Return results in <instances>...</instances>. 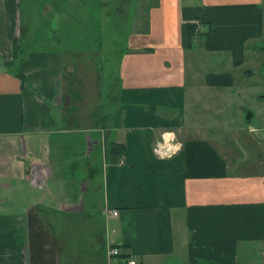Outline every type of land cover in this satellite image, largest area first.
Segmentation results:
<instances>
[{"label":"crops","instance_id":"0c3cea01","mask_svg":"<svg viewBox=\"0 0 264 264\" xmlns=\"http://www.w3.org/2000/svg\"><path fill=\"white\" fill-rule=\"evenodd\" d=\"M92 1L0 0V264H264V127L242 126L238 71L264 40V0H115L110 25L87 21ZM108 26L126 40L115 95L84 115L58 43L92 40L69 52L94 62ZM164 139L177 151L160 157ZM108 141L127 147L118 162Z\"/></svg>","mask_w":264,"mask_h":264},{"label":"rangeland","instance_id":"374dc122","mask_svg":"<svg viewBox=\"0 0 264 264\" xmlns=\"http://www.w3.org/2000/svg\"><path fill=\"white\" fill-rule=\"evenodd\" d=\"M99 5H96L93 1L90 6V12L93 13L92 17H89L87 21L92 22V19L98 18V13L103 18V21L106 23L108 20V23L114 21V17H111L110 15L112 12L116 13V8H114V3L115 0H98ZM106 1L109 4L106 6L104 3ZM128 6V5H127ZM128 13L130 14L128 18H132L133 15V9L130 7L127 9ZM44 14L47 15L46 11L44 10ZM49 15V14H48ZM108 33L109 35L107 38H104L103 40V45H102V52L99 51L97 55V59L92 62L87 59L81 60L77 58V55L74 54V52H69L75 51L76 53H79L81 50H87L88 52H93L95 49L93 46H90L92 43V40H87L84 38V40H60L59 47L64 48L63 43H67L69 46L66 47V52L65 54L68 56L69 62L74 66L75 70L71 72V74L64 73L63 77V84H67L70 82L72 85L73 82H78L77 85V91L82 93L84 98L77 100L72 98V102H75L77 104L80 103V105L83 107V110H85L83 113H93L96 112V107H101L102 114L106 112V108L110 106L109 101H110V96L115 95V90L116 87H114L117 75L119 74V68H120V57L121 54L123 53L124 45H126V40H113V37H111V31H110V26H108ZM45 32V31H44ZM81 38V37H79ZM114 41V42H113ZM41 43V40H34L33 44L36 45V47H42L39 44ZM72 47V48H71ZM257 51L252 58H250L247 61V57L244 63H242L238 67V71L241 75L239 85L242 86H247L248 87V93L249 95L247 98L244 99V102L247 106L246 109H248L245 113L246 118L243 119L245 130L249 129V124H247V120L251 119V125L256 129L258 132L260 128L264 127V97H261V95L264 94V76L260 73V67H261V62L263 61L264 58V40L258 43V47L255 48ZM93 55V54H92ZM26 57V56H23ZM214 65L209 66L210 68L215 67L217 70L223 69V66L228 69L230 66V61L229 65L227 62H224L223 66H216L214 62H211ZM254 69V73H248L246 75H243L246 71ZM66 79V80H65ZM66 87V86H64ZM72 90V86L69 87ZM67 91V87L64 88V91ZM74 91V90H72ZM98 94V97H97ZM74 93H71L68 95L66 98V102H69V99L71 96H74ZM71 111L75 113V107L74 105L70 108V113ZM211 109L209 110V112ZM254 113V116L252 117L251 113ZM207 113V111H206ZM72 114V113H71ZM251 116H249V115ZM80 115V113L76 112V116ZM73 117V116H72ZM213 120H216L214 118ZM236 120V119H235ZM199 123V126H202V128H216L217 130H221V127L218 125H210L204 124L205 120L203 117L197 120ZM224 121V120H220ZM214 124V123H213ZM205 125V126H203ZM235 125H232L225 129L222 132V135H224L226 138H232V140H236L235 134L233 133V129L235 128ZM244 129V128H243ZM220 134V132H219ZM221 135V134H220ZM26 139V143H30L29 137L27 135H24ZM250 138V137H248ZM247 138V139H248ZM239 141V139H237ZM249 148L254 149V145L252 142H250ZM16 148H14L15 150ZM24 147H22L21 150L24 151ZM173 152L177 151V149L172 146ZM70 150V149H69ZM19 151V150H17ZM71 153V150H70ZM64 161V164L61 168L56 171V176L60 179H65V176L68 171H71L72 168L70 169L69 166H71L69 163L67 165ZM68 169V171H67ZM75 169V167H74ZM69 178V177H68ZM54 181V180H51ZM198 263L195 264H207L206 259L204 258H199ZM166 264H189L187 261L186 257L181 254H177L169 258V260L166 262Z\"/></svg>","mask_w":264,"mask_h":264},{"label":"trees","instance_id":"16d2710c","mask_svg":"<svg viewBox=\"0 0 264 264\" xmlns=\"http://www.w3.org/2000/svg\"><path fill=\"white\" fill-rule=\"evenodd\" d=\"M199 28L194 22L188 23V32L190 37V46H192L193 38L199 34ZM20 63V62H19ZM17 63L15 65V69H17ZM21 74V72H19ZM19 75V74H18ZM107 115H103L104 119L108 118ZM107 149V161L109 162H118L123 155L126 154L127 147L123 143H119L116 141H108L106 144Z\"/></svg>","mask_w":264,"mask_h":264},{"label":"built area","instance_id":"2783aa9c","mask_svg":"<svg viewBox=\"0 0 264 264\" xmlns=\"http://www.w3.org/2000/svg\"><path fill=\"white\" fill-rule=\"evenodd\" d=\"M169 144H170V141H167L165 139L162 142H158L154 147V151L157 154V156L164 157V156L173 155L176 151L173 152V149ZM115 213L117 212L115 211ZM108 252H109L110 257L119 256L122 254V250L120 246L118 245H111L109 247ZM127 264H139V262L135 258H130L127 260Z\"/></svg>","mask_w":264,"mask_h":264}]
</instances>
